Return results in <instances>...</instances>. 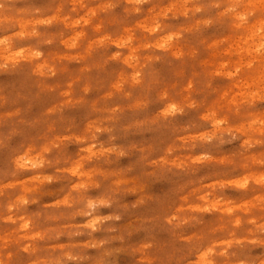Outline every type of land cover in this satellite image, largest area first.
<instances>
[{
    "label": "clouds",
    "instance_id": "clouds-1",
    "mask_svg": "<svg viewBox=\"0 0 264 264\" xmlns=\"http://www.w3.org/2000/svg\"><path fill=\"white\" fill-rule=\"evenodd\" d=\"M0 264H264V0H0Z\"/></svg>",
    "mask_w": 264,
    "mask_h": 264
}]
</instances>
